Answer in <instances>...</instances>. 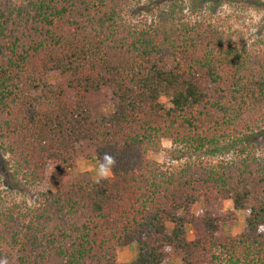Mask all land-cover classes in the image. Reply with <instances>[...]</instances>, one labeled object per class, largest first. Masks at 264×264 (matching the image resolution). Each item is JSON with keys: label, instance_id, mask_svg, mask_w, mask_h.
<instances>
[{"label": "trees", "instance_id": "trees-1", "mask_svg": "<svg viewBox=\"0 0 264 264\" xmlns=\"http://www.w3.org/2000/svg\"><path fill=\"white\" fill-rule=\"evenodd\" d=\"M183 9L182 0H0L6 177L37 186L50 163L74 168L84 148L116 158L110 179L72 178L31 203L7 201L0 177V259L116 264L117 248L134 243L133 264L171 255L180 264H264V152L252 144L264 128V40L252 50L241 33L192 22ZM52 72L65 84L50 82ZM91 93H104L111 111L94 115ZM163 140L182 161L150 158ZM230 143L233 160L207 159ZM220 199L247 210L239 233L222 231L229 214L208 210Z\"/></svg>", "mask_w": 264, "mask_h": 264}, {"label": "rangeland", "instance_id": "rangeland-1", "mask_svg": "<svg viewBox=\"0 0 264 264\" xmlns=\"http://www.w3.org/2000/svg\"><path fill=\"white\" fill-rule=\"evenodd\" d=\"M252 2L253 0H182V5L184 6V14L187 15L192 22L200 20L210 21L223 26L225 29L234 31L235 34L241 33L243 40L239 42V44H245L250 49L256 50L259 46L258 43L264 40V9L250 5ZM133 10H135L136 17L134 19L136 21L137 18L141 17L142 13L138 15L139 10L136 7L130 10V12H133ZM144 11L146 12V10ZM47 78L50 82L55 84H65L66 82V76L61 75L59 72H52ZM86 99L94 115H98L99 112L106 113L112 109L104 93H91L87 95ZM160 100L166 104L168 103V99L165 96H161ZM65 101L69 103L74 101V94L71 90L66 91ZM252 142L256 151L259 153L264 152V128L258 133L257 139ZM232 145L233 144L230 143L227 147L224 146L216 150L214 155L207 154V159L213 162L216 160H233L236 151L233 150ZM162 146L163 148L159 152L150 153V158L165 166L174 165L183 160L178 159V157L182 155V151L177 146L171 144L168 140H163ZM100 162L101 161L96 159L91 153V149L84 148L82 152H79L76 156L74 168L67 169L63 167L59 170H55L54 163H50L46 168L47 180L37 186H26L23 185L22 182H18V184L12 183V181L6 177L7 173H5L0 164L2 188L9 190L6 196L7 201H14V203H16L17 201L26 200L31 203L37 197L38 192L46 190L54 191L61 183L70 181L72 178L94 180L96 175L95 168ZM202 209V202H198L193 206L195 212L201 213ZM208 210L216 216L229 214V217H227L225 222L221 225L224 233L236 234L245 226L247 210L234 209L232 202L228 199H220L212 202L211 205L208 206ZM195 230L192 224H188L186 237L189 239L193 238ZM123 249L124 246L117 248L119 252ZM125 249H127L125 261L129 262V264H133L137 255L136 245L133 243L131 247ZM134 252H136L135 257H133ZM117 262L116 257V264H118ZM119 262V264H123L121 261ZM163 264H180V257L171 255Z\"/></svg>", "mask_w": 264, "mask_h": 264}, {"label": "clouds", "instance_id": "clouds-1", "mask_svg": "<svg viewBox=\"0 0 264 264\" xmlns=\"http://www.w3.org/2000/svg\"><path fill=\"white\" fill-rule=\"evenodd\" d=\"M116 165V158L110 153H104L102 161L95 168V183L99 184L102 180H108L112 177V169ZM258 231H264V225H261ZM0 264H8L6 259H0Z\"/></svg>", "mask_w": 264, "mask_h": 264}, {"label": "crops", "instance_id": "crops-1", "mask_svg": "<svg viewBox=\"0 0 264 264\" xmlns=\"http://www.w3.org/2000/svg\"><path fill=\"white\" fill-rule=\"evenodd\" d=\"M129 248V247H131V244H128V245H125L124 246V249L121 251V252H119V250H117L116 251V253H117V263L119 264L120 262L119 261H121L123 264L125 263V264H129V262H127V261H125V256L127 255V249H125V248ZM123 248V247H122ZM119 252V253H118ZM135 253L136 252H134V256L133 257H135Z\"/></svg>", "mask_w": 264, "mask_h": 264}]
</instances>
